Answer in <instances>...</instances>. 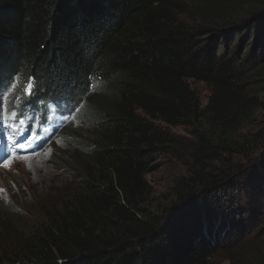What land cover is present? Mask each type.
<instances>
[{
    "label": "trees",
    "instance_id": "trees-1",
    "mask_svg": "<svg viewBox=\"0 0 264 264\" xmlns=\"http://www.w3.org/2000/svg\"><path fill=\"white\" fill-rule=\"evenodd\" d=\"M29 77L18 115L113 87L60 205L28 226L0 205V264H264V0H0V96ZM180 149L154 199L147 174Z\"/></svg>",
    "mask_w": 264,
    "mask_h": 264
},
{
    "label": "rangeland",
    "instance_id": "rangeland-1",
    "mask_svg": "<svg viewBox=\"0 0 264 264\" xmlns=\"http://www.w3.org/2000/svg\"><path fill=\"white\" fill-rule=\"evenodd\" d=\"M192 85L201 98L204 99L208 95V89L204 84L193 83ZM112 87V83H94L90 87L91 95L89 94L83 101L76 104L75 112L71 111L74 107L70 109L67 104H64L63 108V104H56L53 100L38 101L34 105L35 109H29L26 106L22 108L25 116L30 118L26 121V125L29 124L28 122L31 124L30 132L25 139L32 137V143L36 139L37 144L30 142L31 146L28 144V147L25 146L26 151L17 150V155L11 157L12 163L8 167L0 163V205L11 207L26 226L41 218L46 206L60 205L63 196L73 186V169L67 163L71 161L80 164L79 154L83 149L82 140L86 139L93 129L91 119L87 118L84 113L97 105L99 94H104L106 99V102L102 101L101 105L110 103ZM23 90L21 83L9 85L0 96V113L5 105L8 107L9 115L11 111L17 110L11 107V103L14 100L19 104L17 98L21 100ZM0 117L2 118V131L5 136L9 135V129L4 126L6 121L2 115ZM259 123V117L256 115L253 124L245 128L246 131L257 132L261 129ZM38 127L40 130L36 136L43 137V141L34 136V131ZM168 129L184 139H188L190 135V129L186 126H171ZM27 132L28 130L24 127H20L18 132L10 133L20 138ZM1 139L5 150L0 154V162L8 159L13 150V148H6V142H8L6 137L3 136ZM24 141H19V143L24 144ZM180 152L182 158L177 157L176 153L159 154L154 166L147 174L154 199L163 193L166 194L168 190L171 192L170 186L174 179L186 174L185 152L183 149H180ZM3 241L4 231H0V244Z\"/></svg>",
    "mask_w": 264,
    "mask_h": 264
},
{
    "label": "snow or ice",
    "instance_id": "snow-or-ice-1",
    "mask_svg": "<svg viewBox=\"0 0 264 264\" xmlns=\"http://www.w3.org/2000/svg\"><path fill=\"white\" fill-rule=\"evenodd\" d=\"M28 79L30 82H28L24 86V96L25 97H32L34 95V84L31 81H34L35 77H29ZM14 83L15 82H13V85H14ZM17 100L19 101V98H17ZM27 102L28 101H25V103H27ZM78 103H79V98H78ZM71 111L75 112L76 108L74 107ZM0 115H2L4 120L6 121L4 126L6 128H8L11 133L18 132L20 127H25L26 121L28 119H30L29 117L25 116L22 109L19 111V116H18V113L16 110L11 111V113L9 115V110H8L7 105H5V107L3 108V111H2V113H0ZM6 139L8 140L9 148H13V150L11 151L9 158L0 162V163H2L3 166L8 167L12 163L11 157H14L15 155H17V150L26 151V148H25L24 144L18 143V139H19L18 137L9 135V136H6ZM28 146H31L30 141L28 142Z\"/></svg>",
    "mask_w": 264,
    "mask_h": 264
},
{
    "label": "clouds",
    "instance_id": "clouds-1",
    "mask_svg": "<svg viewBox=\"0 0 264 264\" xmlns=\"http://www.w3.org/2000/svg\"><path fill=\"white\" fill-rule=\"evenodd\" d=\"M1 122H2V118H1V120H0V124H1V127H0V131H1L0 133H1V135H0V136H1V137H3V136L6 137L7 135L5 136V133H3V131H2V130H3V126H2V123H1ZM28 123H29L28 125H29V128H30V125H31V124H30V122H28ZM28 125H26V126H28ZM29 128H28V129H29ZM1 137H0V138H1ZM0 140H1V143L3 144V140H2V139H0ZM3 146H4V145H3Z\"/></svg>",
    "mask_w": 264,
    "mask_h": 264
}]
</instances>
